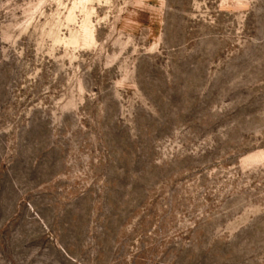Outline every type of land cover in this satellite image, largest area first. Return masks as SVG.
Masks as SVG:
<instances>
[{
  "label": "rangeland",
  "instance_id": "rangeland-1",
  "mask_svg": "<svg viewBox=\"0 0 264 264\" xmlns=\"http://www.w3.org/2000/svg\"><path fill=\"white\" fill-rule=\"evenodd\" d=\"M0 264H264V0H0Z\"/></svg>",
  "mask_w": 264,
  "mask_h": 264
}]
</instances>
